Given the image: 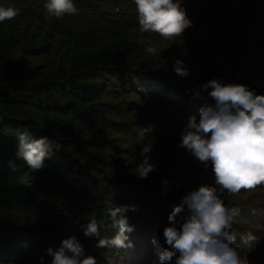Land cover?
<instances>
[{"label":"trees","instance_id":"obj_1","mask_svg":"<svg viewBox=\"0 0 264 264\" xmlns=\"http://www.w3.org/2000/svg\"><path fill=\"white\" fill-rule=\"evenodd\" d=\"M46 2L47 0H0V6L20 10L17 17L1 23L8 26L9 30L0 35V77L4 78L3 82L7 79L6 83H0V104L18 103V106H24L32 100L39 108H46L51 103L57 105L58 101L54 99L55 92L66 88L85 98H93L104 90V84L90 81L95 80L100 74H110L116 77L119 74L120 77L124 76L126 81L137 90L146 91L145 97L149 95L146 100V110L160 117L164 114L170 115L171 112V109L167 107L169 101L166 100V95H172L171 97L176 98L177 102L182 101L183 104L180 107L185 105L187 108H190L188 99L201 106L207 100L212 101L207 91H202L198 99L184 93L186 91L183 88L186 89L185 85L188 83H190L193 95L200 89L194 90L192 87L198 80L197 77L194 81L193 79L181 81L177 79L179 76L172 75L176 80L166 77L172 83L163 81L166 79L161 71L165 70L161 61L156 59L162 51L164 45L160 44L163 42L165 45L172 43L175 47L180 46L182 50H186L193 58H196L195 67L205 72V75L198 80L201 84L212 79H219L224 84L237 83L249 87L250 83L255 81L254 71L251 70H238L235 71L238 74H233V76L229 73L239 65L240 67L251 65L250 67L254 70L255 64L251 63L255 55L252 51H248V48L253 46L255 50L259 47L256 31L258 29L261 33V26L264 24V0H183L182 7L186 9L187 16L191 19L192 27L176 40H170L169 44L157 33L140 31L134 0H73L79 9L78 14H65L62 19L48 14L44 7ZM42 26L44 27L42 34H46L45 38L48 39L50 36L52 38V47L47 53L52 59L58 60L61 57V55L57 56V49L64 41H66V46L71 43L77 47L74 55L70 61L63 64L56 65L50 62L45 71L39 75L35 74V68L29 72L26 71L28 72L27 78L19 77L13 81L14 77H18L14 69L18 55L21 53L20 48L24 50L26 45H32L36 40L41 39V36H34L32 28ZM254 27L257 29L255 30ZM230 31L234 32V37L229 36L221 42V36ZM251 38H253L252 41ZM148 40L154 42L153 46L157 49L154 58H151L150 54L145 51L151 45H148ZM229 41L237 42L238 46L231 48L226 45ZM236 55H241L238 65ZM152 98L156 101H151ZM75 102L73 101L69 106H73L72 108L83 119L92 120L94 116L92 113L99 105L94 103L87 107H80ZM172 110L175 111V107ZM189 117L186 119L187 123ZM153 120L157 122L156 119ZM0 123L2 125L0 128V235L5 234V237L0 238V264H26L23 261L27 254L37 255V247L45 243L50 245L61 232H67L66 229L69 226L62 224L61 219L56 215H42L37 221H29L28 224H24L21 217H18V221L12 218L11 212L16 204H35L44 187L42 181L39 180L43 173H35L32 188H25L15 182L18 173H13L8 167L10 160L14 161L20 169L25 164L16 159L17 143L12 133L4 131V124L11 125L12 132L30 124L27 120V112L19 108L18 110L0 108ZM38 125L41 137L47 136L60 144L75 147L81 146L86 141L78 133L70 131L66 125H61L48 117L40 119ZM161 132L162 135H159L156 143L152 144L153 150L150 153L156 159L164 157L165 154L175 153L169 152L168 148L172 149L170 142L178 139L175 136L176 131ZM168 133L169 135L166 136ZM147 136L144 135V137ZM164 147H167V151L163 149ZM55 172L50 171L49 173L53 175ZM142 190L139 189V194L144 196ZM142 201L147 202L145 199ZM128 203L137 207V202L134 204L127 199V205ZM137 209L135 212L129 211L126 214L129 225L135 228L132 233L128 234L133 247L104 249L103 251L83 241L81 243L85 247L86 254L96 257L98 264H109L110 258L112 259V257H104L105 252L114 256V262L120 264L124 262L121 261L122 257H131L134 262L139 261V264H142L145 258L143 263L151 259L154 247L151 245V234L149 233L155 228H151L149 223L143 225L138 214L146 215L147 218L149 216L143 208L137 207ZM102 214L103 217L100 220L105 224L102 233L111 237L115 235L116 229L107 227L110 221L106 215V207L102 209ZM161 218L162 216L159 219ZM163 222L169 225L167 217ZM69 234L70 232L64 234V238L69 237ZM79 239L82 240V238ZM60 242L55 243L53 248H57ZM119 254L121 255L120 260H118Z\"/></svg>","mask_w":264,"mask_h":264},{"label":"rangeland","instance_id":"obj_2","mask_svg":"<svg viewBox=\"0 0 264 264\" xmlns=\"http://www.w3.org/2000/svg\"><path fill=\"white\" fill-rule=\"evenodd\" d=\"M261 27V33L260 30L254 27L255 30L257 29L259 47H256L255 50L253 46L248 48V51H252L256 57V59L255 57L252 59L251 63L252 65L255 64L254 70L250 67L251 65L248 67H244V65L240 67L239 65L229 73L233 76V74H238L235 72L238 70L254 71L255 81L250 83L249 88L255 90L257 95H264V24ZM37 28L39 29L35 31ZM8 30V26L0 25V35ZM43 30V26L32 28L34 36H41V39L39 38L32 45H26L24 50L20 48L21 53L18 55L14 69L15 75L18 77H14L13 81L19 77L22 79L27 78L28 72L35 68V74L39 75V73L45 71L50 62L56 65L63 64L70 61L74 55L77 47L71 43L66 46V41H64L63 45L61 44V47L57 49V56L61 55V57L58 60L52 59L47 54L52 47V38L50 36L46 39V34H42ZM229 36L234 37V32L230 31L228 34L221 36V42ZM176 39L177 37H174L171 40ZM252 40L253 38H251ZM166 41L169 44L170 40ZM153 44L154 42L148 40L149 46H153ZM160 45L164 46L156 59H159L158 61H161V65L164 67L165 71L162 70L161 72L164 73L165 79L167 77L176 80L173 77L177 76L173 71V65L177 59L183 61L188 70L193 69L189 70V76L186 78L179 76L177 77L178 80L188 81L193 79L194 81L196 77L199 80L200 77L205 75L204 71L195 67L194 61L196 58H193L186 50H182L180 46L175 47L172 43L165 45L163 42ZM226 45L236 48L238 43L229 41ZM150 56L154 58L155 54H150ZM250 58L252 57L250 56ZM240 61L241 55H236L237 65ZM260 64L262 66H259ZM170 79L163 81L170 84L172 83ZM3 80L4 78L0 77V83L7 82V79L4 82ZM198 80L192 86L194 90L199 89L204 84H201ZM90 81L96 84H104V90L93 98H85L82 95L70 92L66 88L57 93L55 92L54 99L58 101V104L51 103L46 108H39L32 100L24 106H18V103L12 105L0 104V108L14 110L19 108L27 112V120L30 124L22 126L14 132H12L11 125L4 124V131L12 133L16 143H18L16 138L18 132L27 131L35 138H41L38 121L44 117L55 120L61 125H66L70 131L78 133L86 140L81 146L72 147L62 144L63 148L61 150L54 151L51 157L46 160L47 167L37 172L43 173L39 180L42 181L44 187L35 204L20 203L14 206V210L11 212L12 218L18 221V217H21L24 224H28L29 221L35 222L42 215L48 214L56 215L61 219L62 224L69 226L66 229L67 232H61L52 240L50 245L47 243L40 244L41 247L36 248L37 255L27 254L23 263L41 264L40 257L43 253L44 264H51L52 258L46 254L47 248L49 246L53 248L55 243L64 239V234L69 232V236L75 234L78 239L82 238V240L79 239L81 242H88L89 245L94 247L96 240L86 238L83 235L81 226L86 225L89 218L93 216L99 221L103 217L102 209L111 202L115 206L127 205V199H130L134 204L137 202V207L145 210L149 218L145 217L146 215L138 214L141 222L143 225L149 223L151 228H155L151 232L148 230L151 234V241L155 238L157 243L164 247L166 245L163 238V229L171 225L169 223L167 225L163 221L165 217L168 219L171 212L170 205H178L184 195L198 189L201 185H214L211 164L209 163L206 169L185 149L178 147L180 133L187 124V117L195 116L199 118L201 105L188 99L190 108L185 105L180 107L183 104L182 101L177 102L176 98L171 97L172 95H166V100L169 101L167 107L171 109V112L170 115L164 114L160 117L154 112L151 114L148 112L149 110H146V100L149 96L145 97L147 92L142 91V89L137 90L136 87L126 81L124 76L120 77L118 74L116 77L110 74H100L95 80ZM185 87L187 88H183V90L186 92L183 90L182 92L193 97L190 83ZM153 100L155 99L152 98L151 101ZM73 101H76L75 103H78L80 107L97 103L99 107L96 111H93V119L90 121L83 119L72 108L73 106H69ZM206 103L214 102L207 100L202 105L204 106ZM174 107L175 111L172 110ZM153 119H156L157 122H154ZM1 126L0 123V128ZM145 129H150L145 133L148 136L141 138V130ZM166 130L170 133L176 131L175 136L178 139L170 142V148L172 149L168 148L169 152L175 153L165 154L164 157L157 159L149 154L151 156L150 162L157 166V170L145 180L130 174V168L140 161V152L145 144L156 143V138L162 135L161 131ZM168 135L169 133L166 134V136ZM173 148H175L174 151ZM163 149L167 151V147ZM25 170H27L26 165L22 167L21 171ZM50 171H57V173L55 172L52 175L49 173ZM164 180L168 181L167 185L162 183ZM139 189H143L144 196L139 194ZM221 198L224 200L225 206L239 209L240 213L233 225V232L237 237L233 247L237 249L242 258H247L249 264H264V185L257 187L255 190H241L240 193L233 195L225 192ZM144 199L147 202L142 201ZM123 201L125 202L123 203ZM185 214L186 211L181 213L177 219L180 220ZM160 216H162L161 220L159 219ZM177 227H179V224ZM248 232L256 235L260 240L258 246L251 253L240 241V235ZM4 235L1 234L0 238L5 237ZM101 236L107 237L102 233V230ZM151 245L154 247V249L152 248V253L154 252L152 258L143 263L145 258L142 264H159L158 257L155 254L156 248L153 244ZM102 250L104 251V249ZM103 256L112 257L108 262L109 264L117 263L114 262L115 257L111 256L110 253L105 252ZM120 258L121 255L119 254L118 260ZM121 261H124L123 264H139V261L134 262L131 257H122ZM174 261L175 258L173 264Z\"/></svg>","mask_w":264,"mask_h":264},{"label":"clouds","instance_id":"obj_3","mask_svg":"<svg viewBox=\"0 0 264 264\" xmlns=\"http://www.w3.org/2000/svg\"><path fill=\"white\" fill-rule=\"evenodd\" d=\"M139 17V28L144 33H157L166 40L181 37L192 27L187 11L182 7L183 0H134ZM50 16L62 19L65 14L76 15L79 9L73 0H47L44 5ZM20 10L0 6V23L11 21ZM149 54L157 49L149 46ZM177 76L186 78L190 71L183 61L177 59L173 65ZM211 89V91H208ZM202 91L214 103H206L199 109V120L195 116L180 133L179 148L185 149L207 169L209 163L214 176V185H201L183 196L178 205H170L168 221L171 226L163 229L165 245L161 247L155 238V254L159 264H249L247 258L233 245L236 235L233 225L240 214L239 209L225 206L221 198L225 192L229 195L241 190H255L264 185V95H257L247 85L228 83L212 79L200 86L193 98L198 99ZM150 129L141 130L143 138ZM15 157L23 161L27 170L12 160L8 167L13 173H19L15 182L25 188H32L34 174L47 167L54 151L63 145L47 136L35 138L27 131L17 133ZM152 144L142 148L141 159L130 168V174L141 180L157 170L150 162ZM164 185L167 180L162 181ZM163 194V193H162ZM135 205L115 206L112 202L106 206V215L110 223L107 227L116 229L115 235L102 237L105 228L102 220L94 216L82 225L83 235L96 240L94 247L100 249H126L133 247L129 235L135 228L130 226L127 213L137 211ZM180 220L181 213H185ZM179 224V227L177 225ZM241 244L251 253L260 243L251 232L240 235ZM46 254L51 264H98L96 257L86 254V250L75 234L61 240L57 248L49 247ZM44 264V257H40Z\"/></svg>","mask_w":264,"mask_h":264}]
</instances>
